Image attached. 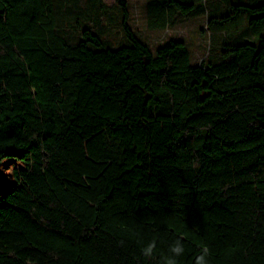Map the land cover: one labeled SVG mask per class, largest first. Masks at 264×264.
Wrapping results in <instances>:
<instances>
[{
  "label": "trees",
  "instance_id": "1",
  "mask_svg": "<svg viewBox=\"0 0 264 264\" xmlns=\"http://www.w3.org/2000/svg\"><path fill=\"white\" fill-rule=\"evenodd\" d=\"M210 5H146L224 35L196 63L126 0H0V264H264V0Z\"/></svg>",
  "mask_w": 264,
  "mask_h": 264
},
{
  "label": "rangeland",
  "instance_id": "2",
  "mask_svg": "<svg viewBox=\"0 0 264 264\" xmlns=\"http://www.w3.org/2000/svg\"><path fill=\"white\" fill-rule=\"evenodd\" d=\"M129 4L131 11V19L129 21L132 28L135 30L138 37L146 42L150 48L155 52L156 49L162 46L170 38H177L184 40L192 53L193 61L200 63L205 58H209L212 55L211 48L216 45L217 47L223 39V34H217L214 38L210 29L207 28V16L200 17L198 19H184L180 17L173 27L165 30H150L147 25L146 18V5L149 0H126ZM238 0H207L211 5L209 9H215L218 13H223L232 9L231 3ZM109 7H116L117 0H104ZM230 3V4H229ZM229 6V7H228ZM113 11L109 14L112 15ZM117 11L114 10L116 16ZM122 18L118 20H105V30L109 32L110 38L116 43L120 44L123 40V35L120 29V22ZM112 24L115 27L107 26ZM243 24V23H242ZM241 25V24H240ZM118 26V28L116 27ZM242 26V25H241ZM202 28L205 30L203 31ZM120 29V30H119ZM248 27L245 25L242 29L230 30L229 32H223L229 34V43L233 40L240 39L247 36L246 30ZM257 39H252L251 42L258 43ZM127 42V40H125ZM117 46V45H114ZM218 53L219 51H214ZM13 158H6L0 162V189L9 186L10 181L13 180L12 169L18 165L17 161L13 162Z\"/></svg>",
  "mask_w": 264,
  "mask_h": 264
}]
</instances>
